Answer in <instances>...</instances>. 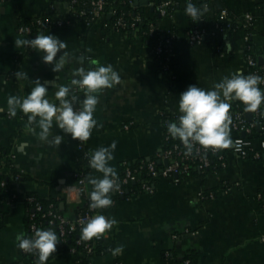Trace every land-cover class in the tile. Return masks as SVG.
Here are the masks:
<instances>
[{
  "label": "crops",
  "instance_id": "1",
  "mask_svg": "<svg viewBox=\"0 0 264 264\" xmlns=\"http://www.w3.org/2000/svg\"><path fill=\"white\" fill-rule=\"evenodd\" d=\"M149 1V6H139L145 9L148 18L151 8L162 0ZM177 3L179 7L159 22L163 36L172 27L178 29L170 57L176 78L171 80L151 58L150 48L142 39L106 32L100 19L92 29L87 23L79 22L38 32L53 33L65 40L64 51L74 57L59 73H54L38 51L15 43L16 39L29 38L19 32L22 19L40 16L50 7L51 0H0V107L4 108L0 112V147H7L12 134L25 123L8 114L10 95L23 97L34 86V80L41 78L48 82L49 98L59 103L54 95L56 85L70 84L74 69L81 63L95 67L91 61L97 60L112 64L120 72L121 82L96 93L99 96L94 114L97 127L83 141L85 147L92 154L98 147L116 140L114 159L109 163L118 177L124 162L156 159L163 149V113L180 115L181 92L190 84L211 88L237 69H243L244 73L248 70L243 29L222 42L220 53L208 42L191 46L187 34L193 22L185 13L186 0ZM55 5L59 14L68 12L62 1ZM227 11L243 21L247 16L252 18V45L262 52L264 0H215L208 6L206 27L213 29L215 17L228 24ZM227 42L230 47L226 48ZM82 55L87 58L83 62L79 59ZM17 71L23 75L17 77ZM76 95L82 97L86 93L77 89ZM17 114L23 118L28 115L19 109ZM38 131V127L35 131L28 127L14 148V171L29 179L12 183L9 191L0 190L1 264H27L16 241L18 233L28 234L30 208L26 196L62 199L61 210L68 219H74L77 211L86 208L89 202L92 185L87 179L80 183L76 178L81 170L78 160L81 141L64 134L61 145H49L40 141ZM51 131L53 135L63 134L55 122ZM255 145H259L258 140ZM89 173L102 176L92 168ZM225 182L236 186L225 193L220 185ZM154 189L153 194L121 199L108 211L100 210V214L118 221L104 234L105 244L113 248L123 245L122 253L94 254L88 258L83 253H54L48 264H81L80 259L89 264H116L117 261L165 264L163 255L171 251L178 256L195 252L199 256L198 264H264V215L257 200L259 193L264 195V160H244L228 152L227 168L220 174L202 180L193 177L184 183L159 180ZM212 189L217 198L202 202L199 193ZM11 193L18 200H12Z\"/></svg>",
  "mask_w": 264,
  "mask_h": 264
},
{
  "label": "clouds",
  "instance_id": "2",
  "mask_svg": "<svg viewBox=\"0 0 264 264\" xmlns=\"http://www.w3.org/2000/svg\"><path fill=\"white\" fill-rule=\"evenodd\" d=\"M208 11L207 4L198 6L193 0H187L185 13L196 22ZM16 45L27 46L41 54L42 61L51 65L54 73H59L74 58L67 48V42L57 35L38 33L31 38L15 40ZM225 47H230L229 42ZM63 50V51H61ZM58 53H61L58 56ZM83 62L86 57H79ZM95 67H80L74 69V77L70 84H57L54 93L56 100L48 96V82L41 78L34 80V86L23 97L10 95L7 98V112L15 117L17 110L27 115L28 126L37 132L38 138L49 145H61L65 140L64 134H70L73 140L87 141L97 120L95 111L99 103L98 91L112 88L121 82L120 72L112 64H102L92 60ZM23 73L17 71L16 76ZM264 76L256 73L244 74L243 69H237L231 75L224 76L211 88H203L198 84H190L179 94L180 115L175 120L166 122L167 132L173 138H179L185 145L188 154L193 152L194 143L204 148H228L234 144L231 137L232 116L231 101H240L245 111L254 113L264 104ZM77 89L86 93L82 97L76 95ZM4 111L0 107V112ZM63 130V134H52L53 124ZM117 141L110 145L100 146L89 156V167L102 173L95 176L89 173L87 183L92 185L89 193V207L103 209L111 206L114 201L112 193L119 189L118 172L109 161L114 159ZM236 144L239 141L235 142ZM80 183H84L83 180ZM75 188V185H73ZM118 221L115 217L103 214L88 218L81 228V238L91 240L99 238L111 230ZM17 246L26 252L34 253L35 264H47L50 257L57 251L60 243L55 229L38 228L31 235L20 232L16 235ZM113 255L123 251V245L109 249Z\"/></svg>",
  "mask_w": 264,
  "mask_h": 264
},
{
  "label": "trees",
  "instance_id": "3",
  "mask_svg": "<svg viewBox=\"0 0 264 264\" xmlns=\"http://www.w3.org/2000/svg\"><path fill=\"white\" fill-rule=\"evenodd\" d=\"M62 1L63 5L67 6L68 11L66 14H59L56 7V2ZM94 0H76L74 4L71 5L70 1L65 0H51L50 7L44 11L40 16L32 17L28 19H22L21 25L24 27H30L31 32L27 35L29 38L34 37L38 34L40 30L43 29H50L57 27V21H62L63 24L61 27L64 26H71L73 24L84 22L87 23L90 28L95 25V23L100 19V16H96L93 11L92 2ZM135 0H107L106 5L104 6L101 13L104 15L105 22L103 23V28L106 32L114 31L116 33H119L122 36L129 37V38H140L142 39L150 48L151 51V58L157 62L160 66V69L162 72H166L165 65L170 64V69L174 70V66L171 64V62L168 61V56L170 53H168V49L171 50V53L173 52V45L175 40L178 38V29L176 27H172L171 30L164 35L163 38H159L158 36L161 34L159 30V22L162 20L164 16L160 14L158 11V5L162 2L167 1H173L172 5L168 6V13L167 15H171L178 7L179 3L175 2V0H162L159 4L152 7V14L151 17L148 18L147 14L145 12V9L141 7L134 6ZM187 2V0H186ZM194 3H197L198 6H203V4H209L203 0H193ZM84 13V15H81ZM166 15V16H167ZM228 15V25L221 22L217 17L214 18L213 29H208L205 25L207 20L206 13L202 16L200 21L194 22L191 17L190 19L193 22V25H195L199 30L205 31L206 35L203 39V43H210L212 45H215L218 43V41L221 40L222 42L225 40H230L232 35L239 29L242 28L244 21L241 20V18L235 16L230 11H227ZM41 18L43 20L44 24L38 25L37 21ZM138 19H141V21H138ZM46 21H48L46 23ZM143 21V22H142ZM135 24V26H133ZM220 29V33L214 35L213 30ZM248 32H253V29H249ZM189 33V32H188ZM173 37V38H172ZM167 39H171V43H167ZM252 40V37H251ZM162 44L163 49L162 51H159V47ZM253 49L255 50V57L257 58L259 54L264 55V50L259 53L257 47L253 46ZM264 72V67L260 65L259 67V75L262 76V73ZM248 73H254L253 69H248L247 72L244 74L247 75ZM261 88H264V84H260ZM261 113L264 114V104L261 105ZM243 112L247 114L248 112L245 111V106L240 101H235L232 104L231 112ZM252 119H254V113H251ZM179 115H175L172 113H163V124L166 126V122L170 120H175L178 118ZM12 117V116H11ZM15 120H22L24 123L23 126H21L17 131H15L9 141V145L7 147H0V190L3 191H9L10 186L12 183L15 182H22L25 180H28L29 177H27L24 174H21L20 172L14 171V148L16 145V142L21 138L23 135V132L29 127L27 116L24 118L21 117L19 114H17L15 117H12ZM264 123V120H263ZM167 131V127H166ZM257 131V129L255 130ZM172 139H174L172 137ZM175 142H181L179 138L175 139L174 141H171V143ZM84 152H87V148L84 147ZM222 154H227L228 152L232 151V145L228 148H220ZM248 157L250 160L254 161H262L264 160V153H262V156L259 160L254 159L253 154L249 153ZM79 163L81 164V172L82 178L85 180L87 179L88 173L90 171V167L84 168L87 165V159L84 158V156H79L78 158ZM141 161H147L146 159H141L136 162H127L128 167L132 169H138L141 166ZM88 166V165H87ZM224 169L219 164L218 159L216 156L212 159V164L209 168L205 170H199L197 167H191L188 173L180 175L179 176V182L178 183H184L189 178H197V179H205L210 175L220 174ZM5 172V174H3ZM125 172V167L122 165V174L119 178L123 176ZM142 179L144 180H150V178L147 175V170L142 169L141 170ZM81 177V176H80ZM151 184H155L156 181H150ZM2 183H5V186H2ZM220 185H225L224 192L230 191L233 187H235V184L232 183H221ZM126 190H129V195H126L125 199L131 198L133 196L142 195L144 194V191L142 189V185L140 182L131 183L126 187ZM228 190V191H226ZM208 192H215V189H212ZM12 194V193H11ZM32 196L37 197V199L41 202V204L44 207L43 212L39 213L37 216V221L40 226V228H53L55 229L60 243L57 245V251L56 253H69L72 252L73 249H75L76 253H86L85 249V240L81 238V230L68 233L65 238L60 237V231L58 229V225H49V219L48 218H42V214L46 212L50 205H53L54 209L60 212L64 215V212L61 210V204L63 203L62 199L59 198H49L47 200L41 199L38 196L34 194H30ZM123 195V194H122ZM122 195L118 194L116 192L112 193V199L114 203L107 207L103 208L104 211H108L113 205L117 204L121 199ZM263 201H264V195H263ZM87 208V207H86ZM79 209L77 211V215L80 211L85 210ZM101 209H97V211L100 212ZM65 216V215H64ZM29 234V233H28ZM77 241H82V245H77ZM105 241H99L95 243V249L94 253L96 255H102L103 252L106 254L108 252V248L104 246ZM52 257L49 258L47 261V264L51 260ZM25 259L27 260V264H35L36 256L34 253L28 254L25 256ZM189 260L190 264H198L199 263V256L195 252H187L184 256H178L174 252H165L163 255V262L165 264H186V261ZM81 264H87V261L85 259H80ZM15 264H23V263H15ZM118 264V261L116 262Z\"/></svg>",
  "mask_w": 264,
  "mask_h": 264
},
{
  "label": "built area",
  "instance_id": "4",
  "mask_svg": "<svg viewBox=\"0 0 264 264\" xmlns=\"http://www.w3.org/2000/svg\"><path fill=\"white\" fill-rule=\"evenodd\" d=\"M70 1L71 5L76 2V0H65ZM107 0H94L92 2L93 11L96 16H100V20L102 22H105L104 15L101 13L104 6L106 5ZM178 0H175L177 2ZM207 2L209 5L213 3L215 0H203ZM174 3L173 1H167L162 2L158 5V11L162 16H166L168 13V6L172 5ZM68 11H70L68 9ZM81 15H84L82 13ZM138 21H141V19H138ZM48 21H46L47 23ZM143 22V21H142ZM38 25L44 24L43 20L39 18L37 21ZM63 24L62 21H57V27H61ZM252 18L250 16H247L244 20L243 26L241 29L245 32L244 42H245V60L248 66V69H253L254 73H259V67L260 65L264 67V55L259 54L257 58H254L255 56V50L253 49L251 37L253 35V32H248L249 29L252 28ZM228 25V24H226ZM135 26V24H133ZM19 32L24 35H28L31 32L30 27H24L23 25L19 26ZM214 35L220 33V29L213 30L212 31ZM205 31L199 30L195 25L191 28L189 33L187 34V41L191 46H199L203 44V39L205 38ZM160 39L163 38V35L158 36ZM173 38V37H172ZM168 44L171 43V39H167L166 41ZM215 51L217 53L221 52V40L218 41L217 44L213 45ZM163 46L162 44L159 47V51H162ZM170 55L168 56V61H170L171 57V50H167ZM165 74L171 79L174 80L176 78V73L174 70L170 69V64L165 65ZM262 76H264V72L262 73ZM264 84V83H263ZM233 104V103H231ZM230 114L232 116V124H231V137L234 141V144L232 145V153L236 156H238L241 159H249L248 154L252 153L254 159L259 160L262 156V153H264V114L261 113V110L258 109L256 112H254V119L251 121L247 120V114L243 112H231ZM129 126H126V129H128ZM259 132H255V130ZM244 135V136H243ZM177 138L172 139L170 134L166 131V126H164V136H163V149L158 154L156 159L147 160V161H141V166L138 169H132L128 167L127 162L123 163V166L125 167V172L121 178L118 177V183L120 185L119 189L115 192L118 194H125L126 187L130 185L133 182H140L142 185V189L144 193L153 194L154 193V184H151L152 181H159V180H166L171 183H178L179 182V176L186 174L189 172L191 167L198 168L199 170H205L209 168L212 164V159L214 156L218 159L219 164L222 166L223 169L227 168V154H222L220 148H204L203 146H200L198 143L193 142V152L191 154H188L186 151V147L184 143L181 142H175L171 143V141H174ZM259 141V145H255V141ZM239 141L238 144L235 142ZM85 143L81 141V145L79 147V156H84L85 159H87V165L84 167L87 169L89 167V156L91 153L89 151L84 152ZM14 159V156H13ZM161 162V164H158V162ZM165 163L167 165L165 166ZM146 169L147 175L150 178V180H144L142 179L141 170ZM81 172V170H80ZM77 173L76 178L78 179V182L81 180L84 181L85 179L82 178V174ZM22 174V173H21ZM81 176V177H80ZM5 183H2V186H5ZM225 185L222 186V189H225ZM228 191V190H226ZM216 192H208L202 191L199 193V198L202 202L206 201H212L217 198ZM12 200H18V196L16 194L11 195ZM257 200L260 203L262 214L264 215V201H263V195L258 194ZM25 201L29 205L30 212H29V221H28V233L31 235L35 232L36 229L40 228L37 216L39 213L43 212L44 207L41 204V202L37 199V197L28 195L25 197ZM89 203L87 205V208L83 211H80L78 215L74 219H68L63 214L58 212L54 209L53 205H50L48 210L42 214V218H48L49 219V225H58V229L60 231V237L65 238L68 233H72L78 230H81L83 224L86 222L88 218H91L93 215L100 214L97 209H91L89 207ZM1 219V216H0ZM185 233H191L189 230H185ZM175 236L174 238H176ZM105 235L102 234L99 238H93L91 240H85V249L86 253H83L82 255L86 256L87 258L89 256L94 255V249H95V243L99 241H104ZM82 241H77V245H82ZM108 248L107 253H112L109 249L113 248L111 245H104ZM22 255L25 257L28 254H31L29 252L24 251L23 249H20ZM76 250L73 249L72 253H76ZM104 254V252H103ZM89 261V260H88ZM1 264V259H0ZM89 264V262L87 263ZM118 264H122L121 262H118ZM186 264H190V261L187 260Z\"/></svg>",
  "mask_w": 264,
  "mask_h": 264
},
{
  "label": "water",
  "instance_id": "5",
  "mask_svg": "<svg viewBox=\"0 0 264 264\" xmlns=\"http://www.w3.org/2000/svg\"><path fill=\"white\" fill-rule=\"evenodd\" d=\"M149 5H150V1H149V0H135V1H134V6H136V7H139V6H141V7H147V6H149ZM151 9H152V8H151ZM152 10H153V9H152ZM246 116H247V120H248V121H251V120H252V115H251L250 112H248ZM243 136H244V135H243ZM158 164H161V162L159 161ZM166 165H167V163H165V166H166ZM133 183H135V182H133ZM126 195H129V190H126L125 194L122 195V200H125ZM62 207H64V204H62ZM101 212H102V211H101Z\"/></svg>",
  "mask_w": 264,
  "mask_h": 264
}]
</instances>
